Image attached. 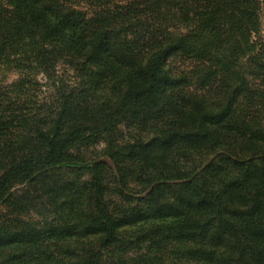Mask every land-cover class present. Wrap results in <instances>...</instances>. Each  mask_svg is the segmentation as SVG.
Returning a JSON list of instances; mask_svg holds the SVG:
<instances>
[{
  "label": "trees",
  "instance_id": "obj_1",
  "mask_svg": "<svg viewBox=\"0 0 264 264\" xmlns=\"http://www.w3.org/2000/svg\"><path fill=\"white\" fill-rule=\"evenodd\" d=\"M0 264H264V0H0Z\"/></svg>",
  "mask_w": 264,
  "mask_h": 264
},
{
  "label": "rangeland",
  "instance_id": "obj_2",
  "mask_svg": "<svg viewBox=\"0 0 264 264\" xmlns=\"http://www.w3.org/2000/svg\"><path fill=\"white\" fill-rule=\"evenodd\" d=\"M175 66L179 68V70H186L190 66V63L186 61L185 62L180 61V62H176ZM102 148L103 145L101 144L99 145V147L96 148V151H100Z\"/></svg>",
  "mask_w": 264,
  "mask_h": 264
}]
</instances>
